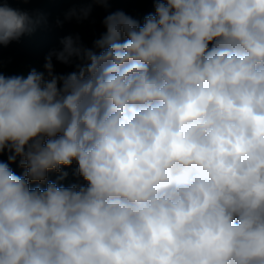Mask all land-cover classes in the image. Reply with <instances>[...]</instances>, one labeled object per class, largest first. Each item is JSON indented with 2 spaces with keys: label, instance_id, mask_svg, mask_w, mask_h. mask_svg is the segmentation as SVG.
<instances>
[{
  "label": "clouds",
  "instance_id": "obj_1",
  "mask_svg": "<svg viewBox=\"0 0 264 264\" xmlns=\"http://www.w3.org/2000/svg\"><path fill=\"white\" fill-rule=\"evenodd\" d=\"M153 2L0 72V264H264V0ZM39 23L3 0L0 45Z\"/></svg>",
  "mask_w": 264,
  "mask_h": 264
},
{
  "label": "trees",
  "instance_id": "obj_2",
  "mask_svg": "<svg viewBox=\"0 0 264 264\" xmlns=\"http://www.w3.org/2000/svg\"><path fill=\"white\" fill-rule=\"evenodd\" d=\"M3 2V0H0ZM11 7L29 12L40 23L30 34H25L17 41L0 45V72L4 75L26 74L33 68L44 71L46 57L52 51L63 48L62 41L72 37L83 47L91 48L95 40L106 32L104 19L116 12L123 11L137 20L141 25L145 17L154 14L153 0H107L98 3L96 0H8ZM90 10L87 17L84 11ZM54 71L57 74H68L76 70L79 61L73 57L70 63H62L53 56ZM8 153L0 157L7 161ZM17 175L23 169L17 162L10 165ZM77 165L62 168L67 175L61 179L60 174L50 172L48 180L58 185L71 186L74 183L84 184L76 175ZM33 187L37 186L35 184ZM41 188L46 185H39Z\"/></svg>",
  "mask_w": 264,
  "mask_h": 264
}]
</instances>
